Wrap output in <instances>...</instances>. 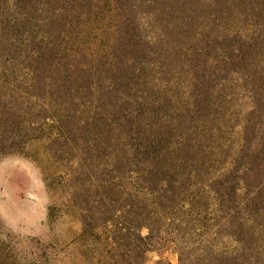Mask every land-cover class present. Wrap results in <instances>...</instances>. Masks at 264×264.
<instances>
[{"label": "rangeland", "instance_id": "374dc122", "mask_svg": "<svg viewBox=\"0 0 264 264\" xmlns=\"http://www.w3.org/2000/svg\"><path fill=\"white\" fill-rule=\"evenodd\" d=\"M22 1L33 25H64L51 20L59 11L89 13L81 27L90 29V45L120 32L158 48L142 66L126 63L138 70L136 81L117 68L126 53L120 39L113 57L89 58L84 81L75 75L63 87L13 93L9 0H0V144L10 145L14 132L18 138V149L0 154V240L9 264H110L118 231L146 225L137 180L150 171L145 162L158 139L169 143L168 165L185 190L171 198L179 213L170 240L191 235L215 251L230 247L221 235L237 230L219 229L212 181L248 169L246 184L258 187V198L246 217L259 240L243 252L250 264H264V0ZM127 20L139 31L127 32ZM237 35L251 46L220 65V52L230 54L219 39ZM170 245L146 264H177Z\"/></svg>", "mask_w": 264, "mask_h": 264}, {"label": "trees", "instance_id": "16d2710c", "mask_svg": "<svg viewBox=\"0 0 264 264\" xmlns=\"http://www.w3.org/2000/svg\"><path fill=\"white\" fill-rule=\"evenodd\" d=\"M87 4L90 5L91 3ZM88 15L89 13L74 15L68 11H59L58 14H51V20L56 23L63 22L64 25L51 28V22L46 24L41 19H36V24L33 25L24 1L9 0V91L27 93V91L43 88L63 87L64 83L71 82L75 75V79L83 77L81 81H84L85 74L88 70H91L94 63H91L89 58L93 57L92 61L97 62L98 58L113 57V43L120 39L122 42L124 41L122 48L123 52H126L120 59L123 60L122 63L125 66L121 65L122 69L117 68L122 73H127L129 79L134 78L136 81L138 70L130 69L126 63L137 61V64L142 66L145 62L143 60L156 56L157 45L150 41L146 42L141 34H137L136 37L132 38L131 33L124 35L120 32H116L113 36L110 35L112 40L106 41L107 43L104 46L90 45V43L88 44L91 34L90 29L81 27L83 20ZM125 26L127 32H130L129 28L134 32L139 28L132 20H127ZM219 40L222 42L228 41L230 54L225 55L220 52V65L226 64L225 62L229 59L232 60L235 50H241L244 46H251L250 43L243 41L238 35L233 38L222 37ZM160 44L164 43L160 41ZM161 45L159 51L164 47V45ZM235 45L237 47H234ZM136 65H134V68ZM23 71L27 72L26 75H23ZM144 84H147V82H143ZM15 134L17 133L11 134L10 145L0 144V154L5 150L18 149L15 144L18 138L15 137ZM157 143L155 156L145 162L150 171L140 173L137 180L138 185H140L141 211L144 212L142 217L145 219L146 225H142L137 233L131 231L132 229L128 227L118 231L120 240L113 242L118 246V249H111L116 251L117 254L110 259V264H146L150 260V254L158 252L160 246L164 248L168 244L173 246L177 264L252 263L253 257L249 252H243V250L248 244L257 243L259 239L250 230L246 217V207L257 200L258 194L255 191L258 187H254L252 191L250 185L246 184L245 177L248 175V169L246 173L241 175L239 174L240 171L237 170L229 174L221 172L212 181L214 184L213 190L218 197L220 206L219 229H222V231L224 229L223 232L232 229L237 230L234 234L221 235V243L225 245L224 242L226 241L224 239L226 238L232 244L230 247L223 246L215 251L210 247V243H208L209 246L203 245L201 241H195L194 236L191 235L188 239H185L186 241H181L178 238L170 240L169 235H171L173 225L177 222L176 218L179 213V211H173L171 204L175 202L172 199L175 195L179 198L185 190H182L184 188L183 183L179 180L181 176L176 177L171 172L172 167L168 165L170 163L169 143L162 139H158ZM188 176L189 180L191 175L188 174ZM242 188H245L246 191L244 200L240 199ZM237 215L239 217H236V222L235 216ZM192 224L191 227H195L196 224ZM142 230L146 232L145 235H142ZM109 233H116V231L109 230ZM119 242H122V244L120 245ZM186 242H189V245H186ZM110 247L114 248L113 245ZM120 250L124 251L123 256L120 255ZM0 264H9V253L4 248L2 249L1 240ZM154 264H170V262L159 260Z\"/></svg>", "mask_w": 264, "mask_h": 264}]
</instances>
